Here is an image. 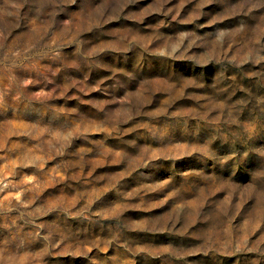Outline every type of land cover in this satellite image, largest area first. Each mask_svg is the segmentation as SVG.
I'll return each instance as SVG.
<instances>
[{
    "label": "rangeland",
    "instance_id": "obj_1",
    "mask_svg": "<svg viewBox=\"0 0 264 264\" xmlns=\"http://www.w3.org/2000/svg\"><path fill=\"white\" fill-rule=\"evenodd\" d=\"M0 264H264V0H0Z\"/></svg>",
    "mask_w": 264,
    "mask_h": 264
}]
</instances>
